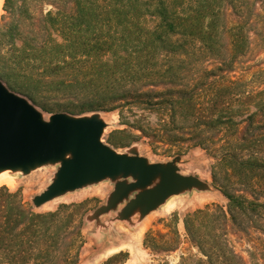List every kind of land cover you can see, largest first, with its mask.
<instances>
[{
	"label": "trees",
	"instance_id": "16d2710c",
	"mask_svg": "<svg viewBox=\"0 0 264 264\" xmlns=\"http://www.w3.org/2000/svg\"><path fill=\"white\" fill-rule=\"evenodd\" d=\"M5 7L0 35L9 38L8 61L29 80L58 83L55 93L70 101L69 110L138 103L182 115L196 132L194 145L209 151L212 181L227 205L186 214V237L199 256H181L179 264H247L226 227L264 236V89L249 93L224 73L246 53L250 32L264 41V0H5ZM200 59L212 68L200 67ZM11 85L37 100L31 88ZM69 206L37 213L18 192L0 188V264H75L67 241L73 214L62 211ZM151 239L155 251L178 246ZM125 259L120 251L101 264Z\"/></svg>",
	"mask_w": 264,
	"mask_h": 264
},
{
	"label": "rangeland",
	"instance_id": "374dc122",
	"mask_svg": "<svg viewBox=\"0 0 264 264\" xmlns=\"http://www.w3.org/2000/svg\"><path fill=\"white\" fill-rule=\"evenodd\" d=\"M5 8V0H2L0 25L9 20ZM16 44L20 43L17 41ZM11 52L9 38L0 35V81L9 91L33 105L43 121H49L51 115L58 112L73 117L95 116L104 124L100 140L116 153L139 155L147 163L169 167L186 178L187 183L178 184L163 199L149 203L138 201L137 197L143 191L155 187L161 175L155 174L145 186L126 190L125 185L135 182L137 176L120 173L89 181L36 205L33 198L44 192L57 176L62 164V159H57L37 163L27 169L13 168L7 175L13 179L14 184L2 183L0 188L18 192L24 205L37 213L55 211L63 204L70 205L62 211L64 214H73L74 221L69 229L73 234L67 241L72 243V254L76 255L75 264H101L120 251L126 253L122 264H157L162 260L179 264L181 256H199L186 237L184 218L187 213L210 204H217L225 210L227 199L212 181L214 161L209 151L194 145L195 140L191 138H195L196 132L186 128L187 123L182 115L178 112L174 114L167 105L138 103L116 110L71 111L70 101L55 93L54 88L58 83L42 85L29 80L8 61ZM199 62L200 67L212 68L209 61L200 59ZM261 71H264V41L250 32L246 53L238 58L233 70L224 75L226 79L242 80L247 92L256 93L264 89V73ZM192 74L189 72V75ZM213 79L215 77L208 81ZM11 84L31 88L38 101L14 89ZM152 89L162 91L166 88ZM40 102L52 109H43ZM250 110H256L253 103ZM247 124L243 123L240 128L244 130ZM70 157V153L64 156L65 159ZM226 232L235 250L247 264H264V248L261 246L264 236L261 233L252 229L250 232L254 238H248L231 224L227 225ZM151 237L155 238V244L165 246L166 240L173 239V243L178 242V246L170 251H155ZM255 245L256 250L252 248Z\"/></svg>",
	"mask_w": 264,
	"mask_h": 264
},
{
	"label": "water",
	"instance_id": "95a60500",
	"mask_svg": "<svg viewBox=\"0 0 264 264\" xmlns=\"http://www.w3.org/2000/svg\"><path fill=\"white\" fill-rule=\"evenodd\" d=\"M104 124L97 117H73L54 113L43 121L25 98L9 91L0 81V170L27 169L37 163L62 159L55 180L33 198L40 204L89 181L120 173L133 174L137 180L125 189L147 185L155 174L160 182L143 191L138 201L163 199L187 179L169 167L147 163L139 155L116 153L100 140ZM70 153L71 157L64 156Z\"/></svg>",
	"mask_w": 264,
	"mask_h": 264
},
{
	"label": "bare ground",
	"instance_id": "6f19581e",
	"mask_svg": "<svg viewBox=\"0 0 264 264\" xmlns=\"http://www.w3.org/2000/svg\"><path fill=\"white\" fill-rule=\"evenodd\" d=\"M1 2H2V0H0V4H1ZM11 170H13V169L6 168V169L0 170V184L5 183V184L11 185V186L14 184L13 179L8 177V175H7V173Z\"/></svg>",
	"mask_w": 264,
	"mask_h": 264
}]
</instances>
